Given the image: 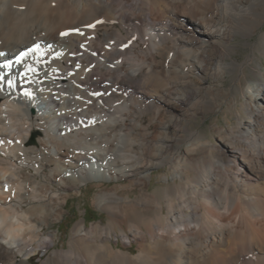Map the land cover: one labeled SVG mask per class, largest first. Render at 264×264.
<instances>
[{"label":"bare ground","instance_id":"1","mask_svg":"<svg viewBox=\"0 0 264 264\" xmlns=\"http://www.w3.org/2000/svg\"><path fill=\"white\" fill-rule=\"evenodd\" d=\"M236 36H257L243 62ZM37 45L40 58L16 62ZM256 53L264 0H0V264L38 249L40 264H264V73L241 87ZM231 107L216 139L189 128ZM160 166L164 201L145 191ZM121 179L139 198L102 189L97 208L159 218L119 235L80 221L49 252L55 231L42 227L62 219L68 191Z\"/></svg>","mask_w":264,"mask_h":264},{"label":"rangeland","instance_id":"2","mask_svg":"<svg viewBox=\"0 0 264 264\" xmlns=\"http://www.w3.org/2000/svg\"><path fill=\"white\" fill-rule=\"evenodd\" d=\"M257 37V36H256ZM256 37L246 40L241 37H235L233 40L234 44V55L233 57L238 62H243L250 54V46L256 41ZM249 41V42H248ZM141 47L143 44L140 43ZM137 47H135L136 49ZM148 62L151 63L152 60H155V66L157 69H161L162 66L160 64V58L156 56L154 53L148 56ZM255 57L250 64V66L245 67V77L242 79L241 87H244L249 82H251L254 77L252 76V71L254 69L264 73V56L255 54ZM196 75V74H194ZM231 76L230 78H233ZM140 78V75H139ZM195 78V76H194ZM230 78L226 81V86L230 85ZM213 79L209 78L207 82L205 81H198L197 83L200 85H211ZM240 89L238 88L237 91L234 92V99H240ZM147 118V117H144ZM236 118V111L234 107L231 109L224 108L223 111L219 112L218 114H207V115H197L194 118L190 119L189 128L194 131H199L202 138H212L216 139V136L211 135V128L216 125L218 127H226L227 125H232L235 122ZM147 120V119H146ZM145 121V119H143ZM171 170L167 166H160L151 171V180L148 186L145 188L146 192L156 194L158 198L164 201L165 197V189L172 185V181L170 177L168 178V182L164 180V176L170 175ZM117 187L121 192V194L126 197L127 195L130 196L131 199L139 198L141 192L138 188L134 187L133 190L129 188L128 182L126 179H121L118 182L110 181L104 182L101 187L97 186V182H88L86 185H81V192L75 194L74 192L68 191L69 197L67 203L64 205V213L62 215V219L57 222H52L48 219L47 225H43V231H55V238H54V245H52L49 249V252L53 249H60L68 248V242L72 236L73 229L75 226L80 222L84 221L85 227H91L94 225H100L103 227H113V229L119 235L120 228H127L130 226H142L149 218H159L158 211L153 212H146L143 214H139V212L130 211L129 216L126 219H122L120 217H115L111 215L106 210H100L94 204L93 199L100 190L102 189H112ZM141 209V207H139ZM165 213V210H164ZM112 241L111 243L116 248L118 245L119 247L122 245V240L118 237V244H115L116 237L114 233L111 234ZM130 240L132 242V246H127L126 249L131 251L133 255L139 253V246H137L138 242H134L132 237L130 236ZM138 251V252H137ZM48 252V253H49ZM45 258L44 253L41 250H37V255L33 256L30 262L23 261L20 264H40V261ZM20 259V258H19ZM20 262V261H19Z\"/></svg>","mask_w":264,"mask_h":264},{"label":"snow or ice","instance_id":"3","mask_svg":"<svg viewBox=\"0 0 264 264\" xmlns=\"http://www.w3.org/2000/svg\"><path fill=\"white\" fill-rule=\"evenodd\" d=\"M29 53H35L37 59L40 58V57L43 55V53H40V52H39V46L37 45L35 48L30 49L29 52L22 53V54H21V57H20L16 62H17V63H20V61H21L22 59H24L26 56H28ZM10 66H11V65H9V64H5V65H3L2 67H4V68H9ZM25 67H26V69H27L28 71H35V69L30 68V67L27 66V65H25ZM26 95H27V93H26Z\"/></svg>","mask_w":264,"mask_h":264}]
</instances>
